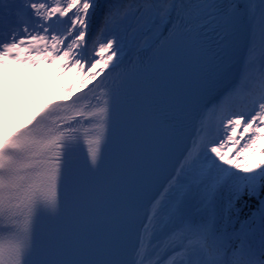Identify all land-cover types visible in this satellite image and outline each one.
<instances>
[{
	"label": "snow or ice",
	"instance_id": "6c2138e0",
	"mask_svg": "<svg viewBox=\"0 0 264 264\" xmlns=\"http://www.w3.org/2000/svg\"><path fill=\"white\" fill-rule=\"evenodd\" d=\"M99 8L98 0H0L5 78L12 65L76 73L62 97L0 139V264H264V224L258 245L228 227L241 203L264 221V0H124L92 33ZM238 20L247 25L245 57L228 80ZM126 24L141 38L167 33L148 50L161 65L195 67V75L177 72L169 84L156 74L143 91L129 90ZM241 95L247 102L234 106ZM185 122L191 142L148 195L154 168ZM110 150L120 160L112 183L129 199L142 195L139 207L150 209L137 227L155 238L168 218L163 257L142 237L128 261L90 255L96 222L89 208L110 187L100 175Z\"/></svg>",
	"mask_w": 264,
	"mask_h": 264
},
{
	"label": "rangeland",
	"instance_id": "374dc122",
	"mask_svg": "<svg viewBox=\"0 0 264 264\" xmlns=\"http://www.w3.org/2000/svg\"><path fill=\"white\" fill-rule=\"evenodd\" d=\"M100 23L101 22L99 20V17L95 16L91 22L92 26L90 28V31L93 33V31L95 30V32H96L100 26L98 24H100ZM128 23L134 24V21L129 20ZM124 28H127V24L124 25L121 29L122 37H124L127 33L130 34V32H132V30L130 28H128L127 32H125L123 30ZM257 58H258V56H257ZM26 71L21 72V74L25 73ZM254 74H255V72L252 73V75H254ZM74 77H76L75 72L65 71L63 74H61V72H60L58 75L54 76L53 79H49L50 84H49L48 88H46V89H43L40 86L34 85L33 88L29 89L27 92L28 99L26 100L27 101L26 107L20 106L17 102L10 111H7V116L5 115V118H7V119H5L4 121H2L0 119V134H2L5 131V129H7L12 123H15L19 119L25 118L27 116V114H29L31 111H33L32 108L36 106L37 99L43 98L48 93L54 92L55 90L66 88L69 84H71L73 82ZM9 84L10 83L8 82L7 86H9ZM7 122H8V124H7ZM253 217H258V219L260 218L258 215H255V214ZM165 224H167V218H166V216H163L162 222L155 229V233H156L155 238L153 237L151 231L147 234L148 241L151 239L153 241L154 247L156 246L155 243H157L159 240H161L160 238H161L162 233L164 231L168 230V227L166 228ZM170 239H171V236H170Z\"/></svg>",
	"mask_w": 264,
	"mask_h": 264
},
{
	"label": "trees",
	"instance_id": "16d2710c",
	"mask_svg": "<svg viewBox=\"0 0 264 264\" xmlns=\"http://www.w3.org/2000/svg\"><path fill=\"white\" fill-rule=\"evenodd\" d=\"M124 0H98V3L100 5V8L96 12V16L99 17L100 25L98 30L103 27L104 24V17L107 14L109 6H111L114 3H123ZM96 31V32H97ZM38 84V85H37ZM34 85L40 86L44 89V85H40L38 81L34 82ZM27 85L23 84L20 85L21 91H28ZM17 98H19V95H17ZM247 102V97L245 95L237 96L233 99V105L237 107H242ZM240 207L243 209V211L236 216H233L231 218V221L228 225L229 230L235 228L237 230L243 229L247 234L255 241V243H259L260 238V232H261V226L264 224V221H257L255 223L254 221V214H258L256 212V208L249 203L246 207L243 203H241ZM189 211L191 214L195 215L199 210L195 207H190ZM226 215V214H225Z\"/></svg>",
	"mask_w": 264,
	"mask_h": 264
},
{
	"label": "bare ground",
	"instance_id": "6f19581e",
	"mask_svg": "<svg viewBox=\"0 0 264 264\" xmlns=\"http://www.w3.org/2000/svg\"><path fill=\"white\" fill-rule=\"evenodd\" d=\"M241 3L246 2V0H239ZM160 35L159 32H153L150 36H145L143 38H141L139 33H136L135 35H133L132 32L127 33L123 38L124 41L127 45L125 51L128 52L129 54H132L134 52L135 49L137 48H141L143 45L146 46L147 44L144 43L145 40L148 41V44L153 41L154 39H156L158 36ZM246 43H247V25L245 24V37H244V42H243V46H242V50L240 53V57H239V61L238 64L236 66V74L234 75L233 79L234 80L241 72V68H242V63H243V59L245 57V50H246ZM64 89L61 90H55V92L51 93L50 96L48 97L49 100H58L60 97L63 96L64 94ZM191 142V141H190ZM144 239L145 245L147 244V234L145 235L142 232V236Z\"/></svg>",
	"mask_w": 264,
	"mask_h": 264
}]
</instances>
